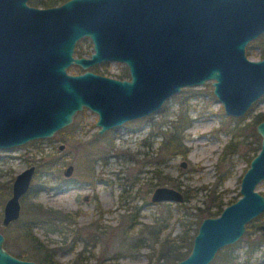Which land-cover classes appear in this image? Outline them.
I'll use <instances>...</instances> for the list:
<instances>
[{"label": "water", "instance_id": "water-1", "mask_svg": "<svg viewBox=\"0 0 264 264\" xmlns=\"http://www.w3.org/2000/svg\"><path fill=\"white\" fill-rule=\"evenodd\" d=\"M262 34L264 0H69L50 9L0 0V149L52 137L83 108L98 115L102 134L155 113L182 88L207 81L225 114L243 117L264 96V57L245 54ZM82 36L90 38L94 53L73 59ZM102 60L125 63L130 81L66 73L72 63L86 68ZM256 132L261 145L242 176L240 197L201 221L191 251L175 264H210L264 212V196L256 190L264 180V120ZM35 170L30 165L15 176L1 227L19 220ZM72 170L67 166L64 176ZM150 200L182 203L184 196L158 186ZM258 229L264 235V223ZM0 264L40 263L8 252L0 231Z\"/></svg>", "mask_w": 264, "mask_h": 264}, {"label": "rangeland", "instance_id": "rangeland-1", "mask_svg": "<svg viewBox=\"0 0 264 264\" xmlns=\"http://www.w3.org/2000/svg\"><path fill=\"white\" fill-rule=\"evenodd\" d=\"M79 48L87 50V54L90 50L88 40L80 41L76 49ZM263 48L264 34L248 43L245 54L251 60H258ZM123 67L118 62L105 66L113 77ZM211 82L184 88L168 98L155 113L125 122L103 134L97 133V114L84 108L75 114L68 127L52 138L0 149V194L4 196L3 199L0 196L1 213L10 197L15 176L26 167L35 165L31 181V189L34 188L30 195L21 199V217H24L23 206L29 203L41 204L44 208L78 211L76 222L68 225L67 229L62 228L65 224H34L30 229L41 242L58 249L56 260L59 264H73L74 254L81 249L82 242L76 241V250L74 253L70 251L74 237L70 230H78L98 216L102 217L101 222L116 225L122 214L133 211L131 207L137 206L140 208L138 220L150 224L156 216H165L170 209L173 216L169 220V229L172 235H178L181 233V225L176 221L178 216L183 214V219L196 222L197 207L203 208L219 200L223 206L227 205L240 195L241 177L249 167L248 162L255 153L258 140H255L251 128H246L240 137L234 138L222 129V125L226 123L229 128L239 122L241 127H245L256 114L264 113V96L253 103L243 117L236 119L225 114L212 92ZM181 115H186L189 120L183 139L189 150L186 156L171 157L161 147L170 136L168 132L173 130V123ZM228 118L232 120L226 121ZM231 139L238 142V147L232 153H225ZM60 145H63L62 150ZM91 157L95 160L93 175L89 170ZM42 159L56 161L55 167L37 168V162ZM183 162L185 167L181 165ZM69 165L73 170L70 176L65 177L63 171ZM156 183L167 187L177 184L190 197L180 206L173 202L153 204L150 198L156 187L151 184ZM256 190L264 196V180L257 184ZM120 194L132 197L128 209L125 206L129 200L120 198ZM24 219L4 231L5 248L15 256L19 252H34L31 244L21 241V235L26 231ZM259 221L257 219L254 223ZM196 227L192 223L191 235ZM256 238L257 249L248 255L249 242L256 241ZM219 251L221 256H215L214 264L220 263L229 252L237 256V264H264V236L259 230H246L236 243ZM146 252L147 249H143L139 256L128 258L124 263L146 264Z\"/></svg>", "mask_w": 264, "mask_h": 264}, {"label": "trees", "instance_id": "trees-1", "mask_svg": "<svg viewBox=\"0 0 264 264\" xmlns=\"http://www.w3.org/2000/svg\"><path fill=\"white\" fill-rule=\"evenodd\" d=\"M64 1L66 0H30V4L41 7H49ZM263 57L264 48L261 58ZM75 69L76 67L71 68L72 71ZM228 120L232 119L228 118L226 121ZM262 120H264V113H258L254 116L252 122L246 123L245 127H241L239 122H236L233 127L229 128L226 123L222 125V129H224L225 132H230L234 138L240 137L246 128L252 129L255 140H258V146L255 148L254 155L250 157L248 162L249 164L260 149L261 138L256 133V125ZM188 122L189 120L186 115L179 116L172 125L173 130L168 132L170 136H168V139L166 138L162 144L161 149H163L164 152L169 153L171 157L177 155L186 156L188 153L189 149L186 148L183 143L184 131L189 124ZM237 147L238 142L234 141V139H231L226 145L224 152L232 153L237 149ZM249 149L251 150L253 148L250 147ZM102 157L100 156V158ZM89 160L91 161L89 170L93 175L95 160L92 157ZM55 163L56 161H47L42 159L37 162L36 166L37 168H53L55 167ZM158 185V183L151 184L152 187H158ZM172 186L173 188L180 190L179 185L175 184ZM33 188L28 191L26 196L30 195V193L33 191ZM8 191H10V186ZM0 196L2 199L4 198L2 193ZM26 196H24V198ZM128 196L129 195L123 196V194L119 195L120 198L125 197L127 200H129L125 206L126 209L130 207V202L132 200V197ZM183 196V202L188 201L190 196L186 191H183ZM237 198H232V200H230L227 204L234 202ZM24 202L26 201H23V203ZM183 202L179 203L178 206L183 204ZM23 207L24 211L22 214L25 217L23 221L26 220V231L21 235V241H25L29 245L31 244L34 252H30L29 254L27 251L19 252L16 257L33 260L40 264H59V262L56 260L58 249L50 247L49 245L41 242L30 230L31 225L65 224L66 228H62L67 229L68 225L70 226L76 222L79 212L44 208L41 204L34 203H29L28 206ZM223 207L222 200L212 202V204H207L203 208L197 207V213L195 214L197 217L196 222H190L186 219H183V214L178 216L176 221L181 225V233L178 235H172V232L169 229V220L173 216V213L170 209L166 211L165 216H162L161 214L156 216L154 221L150 224L141 223L138 220L140 208L137 206L131 207L134 209L133 211L122 214L116 225L103 223L101 222L100 217H98V219L92 220L89 224L80 227L78 230H70L74 237L73 244L69 250L74 253L76 250L75 242H82L81 249L76 251L74 254L73 264H89V262H93L92 264H126L124 263L126 259L139 256L143 249H147L148 251L145 254L147 259L146 264H175L177 261L185 258L191 251L193 239L198 231L201 221L207 217L217 216L222 211ZM1 216L2 213L0 211V217ZM24 217L20 216L16 223L6 228L0 226V231L4 234V231H8L12 226L22 221ZM259 219L261 223H264V213L259 216ZM192 223H195L197 227L194 229L193 234L191 235L189 231L191 229ZM246 229L247 231H254L256 229V224L250 223L246 226ZM257 241L258 239L256 238V241L249 242V247L247 250L248 255L257 249L255 248V245L257 246L258 243ZM5 246L6 244L4 243V247ZM217 255V257L221 256V252L219 251ZM210 264L214 263L211 262ZM218 264H237V256L232 252H229L227 255L221 258V262Z\"/></svg>", "mask_w": 264, "mask_h": 264}, {"label": "flooded vegetation", "instance_id": "flooded-vegetation-1", "mask_svg": "<svg viewBox=\"0 0 264 264\" xmlns=\"http://www.w3.org/2000/svg\"><path fill=\"white\" fill-rule=\"evenodd\" d=\"M67 1H69V0H66V1H64V2H62V3H59V4H57V5H54V6H49V7H41V6H38V5H32V4H30V0H26V5L28 6V7H34V8H38V9H50V8H57V7H60V6H62L63 4H65ZM85 40H88V46H89V48H90V50L87 52V54H86V51L84 50V49H81V48H79V49H76L77 48V45H78V43L81 41V42H83V41H85ZM79 47H81V45H79ZM94 53V49H93V43L91 42V40H90V38L89 37H87V36H82L81 38H79L76 42H75V44H74V48H73V52H72V58L73 59H79V58H83V59H90L91 58V55ZM261 59V58H260ZM112 62H118V63H120V64H123L124 65V67L122 68V70H121V72L118 74V75H116L115 77H113V76H110L109 75V73H108V70L105 68V66L108 64V63H112ZM72 67H76V69L74 70V71H72L71 70V68ZM69 71L70 72H73V74H71V73H69ZM91 72V73H93V74H95V75H98V76H103V77H107V78H111V79H117V80H128V81H130V74H129V70H128V68H127V66L125 65V63H123V62H120V61H116V60H102V61H99V62H96V63H93V64H90V65H88L86 68H84V67H82V66H80V65H77V64H74V63H72L71 65H69V67H67L66 68V73H68V74H70V75H78V74H82V73H84V72ZM184 88H182L181 89V91L183 90ZM180 91V92H181ZM179 92V93H180ZM84 109V108H83ZM82 109V110H83ZM86 109H88V108H86ZM89 110V109H88ZM91 111V110H90ZM79 112V111H78ZM92 112V111H91ZM94 113V112H93ZM96 114V113H95ZM75 116V115H74ZM73 116V117H74ZM98 116V115H97ZM98 119V118H97ZM140 119V118H139ZM133 120H136V119H133ZM72 121H73V119H72ZM97 121V120H96ZM129 121H132V120H129ZM128 122V121H127ZM71 124V123H70ZM69 124V125H70ZM124 124V123H123ZM68 125V126H69ZM95 125H96V123H95ZM68 126H66V127H68ZM66 127H64V128H62V129H60V130H58L57 132H55L54 133V135L56 134V133H58V132H60V131H62L63 129H65ZM99 128V127H98ZM98 131H99V129H98ZM98 131H97V133H98ZM108 131V130H107ZM106 132V131H105ZM99 134V133H98ZM103 134V133H102ZM53 135V136H54ZM52 136V137H53ZM52 137H48V138H52ZM42 139H46V138H42ZM36 140H41V139H36ZM31 141H34V140H31ZM30 142V141H29ZM28 143V142H27ZM24 144H26V143H24ZM23 145V144H22ZM19 146H21V145H19ZM61 146V145H60ZM59 146V147H60ZM16 147H18V146H16ZM247 170V169H246ZM241 179H242V177H241ZM240 194V193H239ZM239 197H240V195H239ZM238 197V198H239ZM237 198V199H238ZM236 199V200H237ZM235 200V201H236ZM234 201V202H235ZM233 203V202H232ZM231 204V203H230ZM227 205H229V204H227ZM227 205H225V206H227ZM224 206V207H225ZM223 207V208H224ZM223 210V209H222ZM221 213V212H220ZM219 213V214H220ZM264 213V212H263ZM218 214V215H219ZM217 215V216H218ZM261 215V214H260ZM259 215V216H260ZM259 216L258 217H256L255 219H253V220H251L248 224H250V223H254V221L255 220H257V219H259ZM98 217H100V219H101V221H102V217L101 216H98ZM98 217L96 218V219H98ZM95 220V219H94ZM263 223V222H262ZM261 223V221H259V223H257L256 224V229L255 230H259L258 229V225H260V224H262ZM248 224H246V226L248 225ZM247 230V229H246ZM245 230V231H246ZM253 231V230H252ZM260 231V230H259ZM261 232V231H260ZM261 234H262V232H261ZM263 235V234H262ZM264 236V235H263ZM230 246V245H229ZM227 247V246H226ZM219 252V251H218ZM217 252V253H218ZM13 255V254H12ZM217 255V254H216ZM31 261H33V260H31ZM213 261V260H212ZM34 262H36V261H34ZM38 263V262H37Z\"/></svg>", "mask_w": 264, "mask_h": 264}]
</instances>
